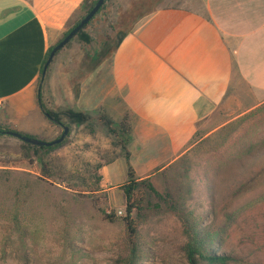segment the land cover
Returning a JSON list of instances; mask_svg holds the SVG:
<instances>
[{
	"label": "rangeland",
	"instance_id": "1",
	"mask_svg": "<svg viewBox=\"0 0 264 264\" xmlns=\"http://www.w3.org/2000/svg\"><path fill=\"white\" fill-rule=\"evenodd\" d=\"M176 1H106L86 27L91 42L74 39L57 53L39 95L64 60V78L76 92V78L110 54L137 17ZM225 104L200 131L210 134L194 147L182 170L169 172V190L159 197L148 193L142 214L133 213L144 256L140 264H186L183 247L192 229L208 244L214 242L218 254L232 257L230 264H264V104L242 115L229 101ZM19 145L0 135V164L14 168L0 169V264H114L126 256L123 193L103 187L95 169L115 158L114 179H125L118 158L122 151L112 137L98 123L70 127L64 142L48 152L49 178L25 159ZM105 174L109 181V168ZM103 213L114 218L108 221ZM20 234L25 262L18 250Z\"/></svg>",
	"mask_w": 264,
	"mask_h": 264
},
{
	"label": "crops",
	"instance_id": "2",
	"mask_svg": "<svg viewBox=\"0 0 264 264\" xmlns=\"http://www.w3.org/2000/svg\"><path fill=\"white\" fill-rule=\"evenodd\" d=\"M82 2L0 0V130L44 142L61 135L42 112L39 74ZM62 65L44 82L43 104L93 116L102 111L116 122L129 114V166L161 195L170 188L169 172L182 170L210 134L200 131L226 101L239 115L264 104V0H178L155 9L133 24L109 58L76 78V92ZM118 158L125 179H114L115 158L95 166L109 192L126 180L123 153Z\"/></svg>",
	"mask_w": 264,
	"mask_h": 264
},
{
	"label": "trees",
	"instance_id": "3",
	"mask_svg": "<svg viewBox=\"0 0 264 264\" xmlns=\"http://www.w3.org/2000/svg\"><path fill=\"white\" fill-rule=\"evenodd\" d=\"M96 1L97 0H92L90 3L87 4V0H83V2L79 6L77 13H76V15H78L79 18L63 33L60 40H62V38H64L68 34V32L79 23V21L94 6ZM106 1L108 0H104L103 5L99 9V11L96 13V15L103 10L104 4ZM149 12H146L143 15L137 17L133 21V24L139 18L148 14ZM133 24L131 25V27L133 26ZM87 25H85L75 35V37L72 38L65 45V47L68 46V44L74 39H77L79 43L81 44L88 45L91 42V38L89 34L86 33L85 31ZM131 27L127 29L125 32H121L110 54L108 52L105 56H103V58L97 62L98 64L112 55V53L116 50V48L121 43L122 39L126 36L128 31L131 29ZM52 48L53 46H50L45 55V58L43 60L42 67L40 70V74H39V80H40L43 65ZM58 52H56L55 56L57 55ZM39 103H40L43 114L51 121V123L57 126H60L61 128L67 127L68 129H70V127L72 126L88 127V126H91L95 122L98 123L112 137V139L114 140L115 146L120 148V150L122 151L124 155L125 163H126V180L124 184L121 187H119L125 199L124 216L121 217V220L124 223L126 231H127V243L129 246V251L126 256L117 258L114 261V264H140L143 261L144 256L141 253L137 245L138 224L133 219V213H135L137 216H140L142 214V212L145 209V203L147 200L148 193H152L153 195L157 197H159V194L154 192L152 186L147 180H138L134 170L129 166V152L127 150V147L131 140V135H132L131 116L129 114H125L121 118L120 121L116 122L111 117L103 113L102 111L97 112V114L93 116L89 113H86V112H83V111H80L74 108L58 107L55 109H51V108L46 107L43 104L42 97L40 95H39ZM5 131L7 130L1 129L0 134L5 135L4 134ZM20 149L22 153L25 154V158H27L30 163L35 162L37 164V166L39 167L40 173L45 178L51 177L50 168L47 162V155L51 147H39V146H33V145L21 143ZM28 151H30V154H31L29 157L27 156ZM88 192L89 194H92L93 190L88 191ZM103 215L105 219L108 221H111L114 218L113 213H110V214L103 213ZM17 216H18V212H17V208H15V213H13V216H12V219L15 225L18 224ZM22 239H23V234H20L18 237V240H19L18 250L21 251L20 260L25 262V254L23 250L24 245H23ZM213 245H214V242H210L208 244V242H206L203 239V236L201 235L199 231H197L196 229H192L191 236L183 247L184 260L186 261V264H230L232 262H235V260L232 257L225 255V254H218L216 251H214V249L212 248Z\"/></svg>",
	"mask_w": 264,
	"mask_h": 264
},
{
	"label": "water",
	"instance_id": "4",
	"mask_svg": "<svg viewBox=\"0 0 264 264\" xmlns=\"http://www.w3.org/2000/svg\"><path fill=\"white\" fill-rule=\"evenodd\" d=\"M104 0H97L94 4V6L88 11V13L79 21V23L74 26L69 32L68 34L62 38V40H60L57 44H55L53 46V48L51 49V51L49 52V55L43 65L42 71H41V76H40V80H39V86H38V94H39V88L41 87V84L44 81V77L46 74V71L48 69V67L50 66L56 52H58L59 50L63 49L65 47V45L72 39L75 37V35L85 26L87 25L90 20L96 15V13L99 11V9L101 8V6L103 5ZM62 133L61 135L50 142H44V141H40L31 137H27L24 135H21L19 133L13 132V131H5L4 134L10 137H13L17 140H19L22 143L25 144H29V145H33V146H39V147H52L55 145H58L60 143L63 142V140L65 139L67 133H68V128L67 127H63L62 128Z\"/></svg>",
	"mask_w": 264,
	"mask_h": 264
},
{
	"label": "built area",
	"instance_id": "5",
	"mask_svg": "<svg viewBox=\"0 0 264 264\" xmlns=\"http://www.w3.org/2000/svg\"><path fill=\"white\" fill-rule=\"evenodd\" d=\"M0 110H1V103H0Z\"/></svg>",
	"mask_w": 264,
	"mask_h": 264
}]
</instances>
